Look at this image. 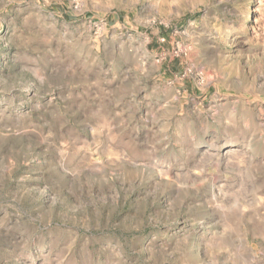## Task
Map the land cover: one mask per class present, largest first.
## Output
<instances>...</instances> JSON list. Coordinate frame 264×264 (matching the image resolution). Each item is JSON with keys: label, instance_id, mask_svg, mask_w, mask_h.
Here are the masks:
<instances>
[{"label": "rangeland", "instance_id": "obj_1", "mask_svg": "<svg viewBox=\"0 0 264 264\" xmlns=\"http://www.w3.org/2000/svg\"><path fill=\"white\" fill-rule=\"evenodd\" d=\"M0 264H264V0H0Z\"/></svg>", "mask_w": 264, "mask_h": 264}]
</instances>
